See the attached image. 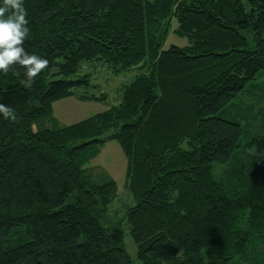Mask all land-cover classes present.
Segmentation results:
<instances>
[{"label": "trees", "instance_id": "1", "mask_svg": "<svg viewBox=\"0 0 264 264\" xmlns=\"http://www.w3.org/2000/svg\"><path fill=\"white\" fill-rule=\"evenodd\" d=\"M24 7V47L49 65L31 87L19 67L0 74V103L17 115L0 114V264H132L101 222L115 183L85 167L111 140L127 161L141 264H264V0ZM173 19L188 43L163 49ZM93 61L138 73L118 105L54 126L53 104L90 84Z\"/></svg>", "mask_w": 264, "mask_h": 264}, {"label": "rangeland", "instance_id": "2", "mask_svg": "<svg viewBox=\"0 0 264 264\" xmlns=\"http://www.w3.org/2000/svg\"><path fill=\"white\" fill-rule=\"evenodd\" d=\"M177 27L175 19L171 21L169 32L165 38L163 49L174 45L186 46V38L178 36L174 29ZM250 45H252V33L250 30L242 32ZM252 48V46L250 47ZM85 72L89 73V85L76 86L73 94L60 99L52 106V119L54 126H67L82 121L97 113L106 111L116 106L121 101V87L128 83L137 72L130 71L113 72L106 64L100 61L89 62ZM51 120H44L43 127H52ZM96 155L92 157L85 167L92 174V178L101 179V176L111 178L116 187V196L109 204L102 224L111 226L119 231L122 236V246L129 256L132 264H141L136 258V247L128 235L129 226L126 223L125 211L133 206V198L126 185V158L117 141H106L95 149Z\"/></svg>", "mask_w": 264, "mask_h": 264}, {"label": "clouds", "instance_id": "3", "mask_svg": "<svg viewBox=\"0 0 264 264\" xmlns=\"http://www.w3.org/2000/svg\"><path fill=\"white\" fill-rule=\"evenodd\" d=\"M28 12L24 0H2L0 6V74L7 75L17 67L23 69V83L31 87L35 78L48 68L49 61L36 54H29L24 44L30 35ZM15 75H20L15 72ZM3 118L16 121L15 109L0 103ZM254 151L253 149L249 150Z\"/></svg>", "mask_w": 264, "mask_h": 264}]
</instances>
